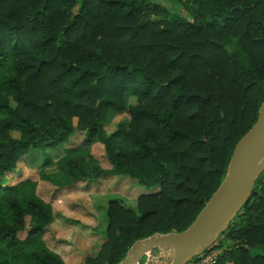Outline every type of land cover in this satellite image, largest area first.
Masks as SVG:
<instances>
[{
    "label": "trees",
    "instance_id": "16d2710c",
    "mask_svg": "<svg viewBox=\"0 0 264 264\" xmlns=\"http://www.w3.org/2000/svg\"><path fill=\"white\" fill-rule=\"evenodd\" d=\"M171 1L0 0V264H119L136 241L186 230L225 179L264 102V0ZM78 131L40 181L5 185L31 149ZM98 146L108 166L87 169ZM113 176L148 193L110 198L105 226L82 224L93 243L53 234L67 250L52 251L50 197ZM214 244L217 264H264V172Z\"/></svg>",
    "mask_w": 264,
    "mask_h": 264
},
{
    "label": "rangeland",
    "instance_id": "374dc122",
    "mask_svg": "<svg viewBox=\"0 0 264 264\" xmlns=\"http://www.w3.org/2000/svg\"><path fill=\"white\" fill-rule=\"evenodd\" d=\"M155 1L162 3L170 9H177L175 3L171 0ZM178 10H181V8H178ZM182 14L187 15V12L182 11ZM226 44L229 47L231 43L227 42ZM124 117L126 119L129 118L128 115H124L123 118ZM109 129H111V126H109ZM14 136L19 137V133H14ZM79 138H85V133L78 132L73 136V139L71 138L72 140L70 139L62 147L57 149H31L26 156L20 158L17 163L16 170L8 174L5 185H16L25 180L40 181L48 172V168L46 169L42 166L44 159L46 157H52L54 159L61 157L63 155L62 151L66 147H70L72 141ZM100 149L103 148L98 146L94 149L96 161L93 159H88L86 162L87 169H92V167L95 166L97 162L103 166H108V160L106 157L101 156ZM100 180L102 182L98 180L100 183L98 187H94V185L89 182L79 181L69 187L67 186L61 188L53 196L46 194L48 197L51 196L50 198H53L50 199V202L54 206L55 217L53 222L50 224L49 230L43 232L40 237L46 242L52 251L61 254L63 253L64 249L65 251L67 250L64 244L53 239V234L61 236L67 232H74V234H76L75 246L78 248L93 243L96 237L88 229L84 228L82 224L92 226L94 228L105 226L106 223H103L102 217L104 216L105 209L110 198L119 197L120 199H123L129 203H134L141 194L148 193L145 188L139 186L137 183H133L129 178L113 176ZM14 181L15 184H12ZM153 191L155 190H150L149 192ZM99 218H101V223L99 225H95V222ZM27 223L29 224V218L27 219ZM25 236L26 232L20 234L21 238H24ZM212 244L204 252L212 249L215 246V244L213 246ZM171 256L172 252L170 250L156 248L144 256L142 258L143 262L141 261L139 264H167L171 261ZM193 259L195 260L196 257H193L192 260ZM192 260L190 261L192 262ZM190 261H188L186 264H189Z\"/></svg>",
    "mask_w": 264,
    "mask_h": 264
},
{
    "label": "water",
    "instance_id": "95a60500",
    "mask_svg": "<svg viewBox=\"0 0 264 264\" xmlns=\"http://www.w3.org/2000/svg\"><path fill=\"white\" fill-rule=\"evenodd\" d=\"M264 172V102L253 127L233 152L225 179L196 220L182 232L157 233L136 241L119 264H139L154 249L172 252L167 264H186L210 247L244 208Z\"/></svg>",
    "mask_w": 264,
    "mask_h": 264
},
{
    "label": "built area",
    "instance_id": "2783aa9c",
    "mask_svg": "<svg viewBox=\"0 0 264 264\" xmlns=\"http://www.w3.org/2000/svg\"><path fill=\"white\" fill-rule=\"evenodd\" d=\"M222 248L214 246L206 252L199 254L196 259L192 260L191 264H217Z\"/></svg>",
    "mask_w": 264,
    "mask_h": 264
},
{
    "label": "crops",
    "instance_id": "0c3cea01",
    "mask_svg": "<svg viewBox=\"0 0 264 264\" xmlns=\"http://www.w3.org/2000/svg\"><path fill=\"white\" fill-rule=\"evenodd\" d=\"M79 132V131H78ZM78 132H76L75 134H77ZM79 133H84V132H79ZM74 134V135H75ZM72 139H73V137H72ZM71 139V140H72ZM85 138H79V139H75L74 141H72V144H71V146L70 147H73V146H78V145H80L82 142H83V140H84ZM63 146V145H62ZM62 146H60V147H62ZM63 148H65V147H63ZM67 148V147H66ZM63 150V149H62ZM18 180H19V178H18ZM16 182H18V181H16ZM12 184H15V181L14 182H12ZM70 193H72V192H70ZM68 230V229H67ZM48 231V230H47ZM66 231V230H65Z\"/></svg>",
    "mask_w": 264,
    "mask_h": 264
}]
</instances>
